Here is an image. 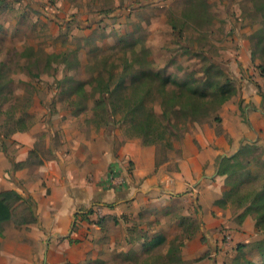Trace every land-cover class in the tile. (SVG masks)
<instances>
[{"label":"rangeland","instance_id":"rangeland-1","mask_svg":"<svg viewBox=\"0 0 264 264\" xmlns=\"http://www.w3.org/2000/svg\"><path fill=\"white\" fill-rule=\"evenodd\" d=\"M246 49L255 69L237 71ZM208 58L241 80L236 95L244 81L256 84L255 71L264 79V0H0V150L15 158L14 132L53 129L54 136L43 132L29 153V164L40 168L33 176L43 178L45 161L65 151L64 129H103L117 148L128 140L147 141L132 124L147 110L162 117L163 108L170 109L165 98L189 91L193 79L215 83L218 72H206ZM211 84L199 91L210 93ZM257 92L264 95V82ZM210 109L196 121L190 108L170 111L165 139L149 145L158 147L160 158L167 156L197 122H220L221 108ZM263 153L243 151L238 158L258 176V187L264 184ZM242 180L244 188L251 186L248 177L233 174L227 188ZM22 212L16 211L14 222ZM182 226L164 250L148 253L147 264H191L179 251L189 229L199 231L198 223ZM251 247L240 250L239 263L246 255L257 257L258 247ZM227 248L234 253L235 246ZM207 255L216 252L210 248Z\"/></svg>","mask_w":264,"mask_h":264},{"label":"crops","instance_id":"crops-1","mask_svg":"<svg viewBox=\"0 0 264 264\" xmlns=\"http://www.w3.org/2000/svg\"><path fill=\"white\" fill-rule=\"evenodd\" d=\"M240 54L237 71H253L249 51ZM254 75L256 84L244 81L221 107L220 122H197L162 158L157 146L139 139L117 148L103 129H64L65 151L45 161L46 174L37 178L39 166L13 170V162H26L39 135L52 137L54 130L14 132L15 158L0 150V193L31 196L38 219L20 227L14 218L0 224V264H147L148 253L164 250L183 221L197 222L199 231L189 229L181 259L241 264L240 250H252L264 234L251 215L241 216L244 209L223 202L227 177L219 175L218 161L246 143L264 152V95L257 92L264 79ZM229 246L234 253H226ZM210 248L215 257L207 255ZM245 260L263 262L258 252Z\"/></svg>","mask_w":264,"mask_h":264},{"label":"trees","instance_id":"trees-1","mask_svg":"<svg viewBox=\"0 0 264 264\" xmlns=\"http://www.w3.org/2000/svg\"><path fill=\"white\" fill-rule=\"evenodd\" d=\"M209 66L206 68L208 73L210 69H215L218 72L215 83L208 81L207 79H193V83L189 87V91L180 90L178 93L165 98V105L163 108L162 117H159L154 111L147 110L143 114V118L132 124L131 128L138 130L139 136L147 138L143 143L146 145L152 144L157 140H163L166 136L167 125L171 122L170 111L178 115V113L184 112L190 108L193 112V121L198 120L201 117H207L210 115L212 108L214 111H218L227 101L234 97L238 92V85L240 86L241 80L237 77L230 76L224 68L215 63L212 59L208 58ZM209 74V73H208ZM161 89L162 94H166V85L169 83L168 79H164ZM201 84L210 85L212 91L201 92ZM182 89V88H181ZM107 87L104 92H107ZM191 92V93H190ZM105 102V101H104ZM142 104V103H141ZM141 104H137L140 108ZM178 104V105H177ZM138 109V108H137ZM216 119L218 117H215ZM20 129L18 131H22ZM169 146L172 144L168 141ZM258 147L255 144L246 143L241 149L227 157L220 158L218 163L219 175L226 176V183L229 186V181L233 174H237L239 177H248L250 180L249 187H243V180L240 183H232V185L226 190L223 202L229 201L233 206L244 209L241 214L242 217L251 215L256 220L257 229L263 233L264 231V184L261 187L256 185L258 176L251 175L248 169V164L238 160L239 155L243 151L256 152ZM5 152V150L3 149ZM261 160L260 155H256ZM29 164V161L22 163L13 162V170L20 169ZM264 166V162L261 161ZM18 209H22V218L16 221L17 227L27 223H34L37 221V215L35 213V202L31 196L20 194L15 190L4 191L0 193V224L10 222L13 220L15 213ZM92 210L82 214L87 216L92 213ZM258 242V243H257ZM255 246L259 249V254L264 264V239L257 241ZM242 248V245L239 247ZM171 252L169 249L168 254ZM245 264H255L254 262L246 261Z\"/></svg>","mask_w":264,"mask_h":264},{"label":"built area","instance_id":"built-area-1","mask_svg":"<svg viewBox=\"0 0 264 264\" xmlns=\"http://www.w3.org/2000/svg\"><path fill=\"white\" fill-rule=\"evenodd\" d=\"M226 238V239H225ZM224 239L226 240V241H229L230 240V236L228 235V234H225L224 235Z\"/></svg>","mask_w":264,"mask_h":264}]
</instances>
